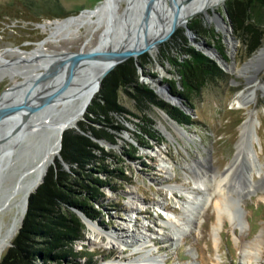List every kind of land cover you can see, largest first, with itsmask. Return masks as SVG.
<instances>
[{
  "label": "rangeland",
  "instance_id": "rangeland-1",
  "mask_svg": "<svg viewBox=\"0 0 264 264\" xmlns=\"http://www.w3.org/2000/svg\"><path fill=\"white\" fill-rule=\"evenodd\" d=\"M166 1L170 5L185 0ZM225 1L209 7L208 10L214 14L216 7V11L227 21ZM145 2V10H149L153 16L147 30L153 27L155 34L158 30V19L163 18L167 12L163 9L159 15L154 8L162 0ZM129 6L130 0H0V71L7 67L16 71L35 66L34 74L30 77L24 78L25 75L18 73L14 81L9 76L0 80V101L28 82L42 77L47 73L48 67L56 72L68 62L66 58L52 60L51 56L83 53L96 47L98 50L119 41L125 26L131 21L127 13L131 8ZM139 12L141 13L140 9ZM141 16L138 17L140 24L145 21L143 15ZM158 33L161 39L153 51L146 48L135 52L114 64L110 70L130 58L137 81L149 87L155 98L184 108L190 114L191 122L180 124L171 119L163 107L135 99L131 87L128 92H116L117 102L126 111H109L108 120L97 122H90L83 114L78 121L84 122L82 124L85 131L77 123L69 128L86 133L99 148L92 149L94 157L85 162L83 168L77 167L75 163L72 165L78 169L79 179L66 183L72 194L78 197L85 193V189L91 191L94 187L98 188L96 197L99 201L88 200L98 211V216L88 218L71 207L84 223L81 237L64 246L65 258L36 257L31 264H130L135 256L146 251L148 247L153 248L152 253L158 259V262L154 261L156 264H189L191 261L195 264H213L215 261L220 264H264V247L250 243L264 227V187H259L245 196L241 203L247 210L245 215L248 222V231L243 239H237L240 228L234 231L230 220L221 224L215 237L217 210L212 203L201 211L197 218L198 223L185 234L183 240L175 241L173 226L166 223L169 217L182 210L180 203L188 198L189 194L181 189V184H196V174L193 173L196 167L210 175L218 174L224 172L234 156L240 138V125L246 116L245 108L235 105L234 99L238 92L264 83L262 67L257 70L251 66L241 68L240 71L238 69L251 57L249 61H255L253 55L257 48L264 46V37L252 53H247L245 44L233 34L231 27L230 35L237 38L235 47L232 48V44L228 45L225 40L223 29L217 28L216 21H206L204 12L194 13L186 19L185 24L174 27L165 38V34ZM140 36L138 32L127 44ZM182 39L195 48L207 51L196 42L205 40L228 62L233 57L235 66L225 69V79L207 82L197 94L192 95L190 106L175 98L162 85H169V81L178 78L164 54L176 55L177 44ZM251 74L255 76L249 82L251 85H247ZM62 80L63 83L66 81ZM49 85L50 83L40 85L37 94L45 93ZM256 93V101L251 105L256 110L254 115L258 121L255 127L259 140L254 137L252 142L264 170V89L259 87ZM137 102L142 105L141 109L136 107ZM29 108L23 114L20 111L18 119L34 115L35 109L29 111ZM143 113L153 119L161 135L159 140H148V146L140 147L133 157H128L124 154L127 142H135L138 128L136 123ZM88 115L93 117L92 114ZM40 123L34 131L26 133L0 129V202L8 196L12 183L19 177L18 167L27 165L31 157L40 151L43 143L41 137L44 136L41 134L38 137L44 124L41 121ZM92 129H104L107 135L94 137ZM56 155L49 160L47 166L52 165L55 170L54 159L57 158L62 168L70 170L60 154ZM4 161L5 166L2 165ZM165 165L169 167V173L165 172ZM86 168L91 169L87 171ZM112 168L122 171L125 179L103 171ZM86 172L90 174L86 176ZM253 178L255 181L264 182V173L261 176L254 173ZM94 179L103 180L104 184L96 185ZM81 181H85L87 186H82ZM233 194L235 195L234 191ZM231 207L236 210L238 206L231 202ZM2 217L8 219V213H4ZM12 238L0 252V259L11 245ZM148 238L151 240L142 249L136 250L139 243ZM44 241V237L36 236L31 244L40 248L45 245ZM88 259L91 260L89 263Z\"/></svg>",
  "mask_w": 264,
  "mask_h": 264
},
{
  "label": "bare ground",
  "instance_id": "bare-ground-1",
  "mask_svg": "<svg viewBox=\"0 0 264 264\" xmlns=\"http://www.w3.org/2000/svg\"><path fill=\"white\" fill-rule=\"evenodd\" d=\"M111 1L119 2L120 0ZM222 1L185 0L168 5L166 0H162L154 8L159 15L163 9H165L167 14L163 18L159 16L160 18L158 19L159 21L157 20L156 26L158 30L156 28L157 31L154 34L155 29L153 27L147 30L148 24H151L150 21L153 16L149 10H145V0H130L129 7L131 8L127 10V13L131 21L129 25L125 26L124 34L122 33V38L120 37L121 39L119 41L110 43L106 47L98 50H96V47L83 53L51 56L50 59L52 58V60L66 58L68 62L61 69L56 70V72L52 67H48L47 73L42 77L28 82L0 101V129L5 128L7 131L26 133L28 131H34L41 124L40 121L44 123L43 128H40L42 132L38 136L40 137L41 134L44 135L41 137L43 143L41 144L40 151L31 157L27 165L21 166V168L18 167L17 173L19 177L12 183L8 196L0 202V252L18 231L22 218L26 214L25 206L27 196L40 183L47 170L49 160L58 153L61 147L63 131L67 127H72L77 123L84 114V108L97 92V83L102 71L116 61L123 51H135L147 45L148 49L150 48V51H153L161 39L158 32L165 34L175 22L180 25L194 13L204 12L206 21H216L217 28L223 29L224 37L228 45L232 44L233 46L234 42L232 43L228 25L222 18V15L216 11V7H214V14L208 10L209 7ZM138 8L141 10V13ZM141 15L145 18L142 24H140L138 19V17H142ZM138 28L143 30H138ZM138 32H140L141 36L128 45L127 42L133 39ZM153 34V37L147 39ZM124 35L127 36L124 37ZM102 46L104 45L102 44ZM205 50L210 53L205 51L211 57H213L212 55H217V57L213 58L220 60L221 54L216 49L205 48ZM259 52L264 53V46L259 48ZM249 60L246 66L255 65L254 60ZM34 67L29 66L16 71L14 69L9 70L7 69L8 67L2 68L0 71V80L9 76L14 81L16 80L14 78L15 75L18 73L25 75L24 78L30 77L34 74ZM234 67L233 64L232 66L228 65L227 68L232 69ZM62 79L66 81L63 83ZM43 83H50V85L47 87V91H44L45 93L38 95L37 88ZM259 87L264 89V83L248 87L246 90L238 92L234 99L235 105L245 108L246 116L240 125V138L237 142L234 156L227 164L224 172L210 175L207 171H202L201 168L196 167L193 172L196 174V184L188 186L183 183L181 184V189L188 192V198L184 203H180L182 210L173 214L174 217H169L166 221V223L173 226L175 241L183 240L185 234L194 228V224L198 223L197 218L201 211L211 203L217 210V221L214 225L215 237L219 233L221 224L225 220H230L231 227H233L234 231L240 228V234L237 235V239H243V235L247 233L248 222L245 215L247 210L242 207L241 203L245 196L254 192L259 187H264L263 181H255L253 178L254 173L260 176L264 173L262 163L258 159L257 151L252 142L254 137L259 140L255 127V123L258 121L256 115H254L256 110L251 105L256 101V90ZM32 106L35 107L34 115L18 119V114H21L20 111L23 114ZM2 163L5 166L6 161ZM163 167L165 172L169 173V167L167 165ZM231 202L238 206L236 210L231 207ZM4 213H8V219L6 220L2 217ZM150 240V238L148 240L143 239L136 250L142 249L144 244ZM250 243L260 244V246L264 247V227L257 234L254 241H250ZM152 251L153 248L148 247L146 251L135 256L130 264H156L154 261L158 262V259H155L156 255ZM189 264H195V262L191 261ZM213 264L220 263L215 261Z\"/></svg>",
  "mask_w": 264,
  "mask_h": 264
},
{
  "label": "trees",
  "instance_id": "trees-1",
  "mask_svg": "<svg viewBox=\"0 0 264 264\" xmlns=\"http://www.w3.org/2000/svg\"><path fill=\"white\" fill-rule=\"evenodd\" d=\"M225 9L233 34L245 44L246 52L252 53L264 37V28H262L264 0H226ZM177 50L176 55L164 54L178 75L176 80L169 81V88L171 92L180 96L182 103L190 106L189 100L192 95L197 94L207 82L225 79L227 73L201 50L188 44L185 39L178 42ZM129 87L133 88L135 99L149 101L163 107L168 116L180 124L191 122L190 114L183 108L155 98V94L149 87L137 81L135 68L130 58L119 63L101 79L100 86L87 105L84 116H87L89 121L97 122L108 120L109 111H126L117 102L116 92L117 90L128 92ZM141 106L137 102L136 107L141 109ZM88 114H92L93 117H89ZM138 119L135 142L128 141L124 151L128 157H133L140 147L148 146V140H159L161 135L155 127V122L148 115L143 113ZM82 123L84 122H77L78 126L85 131ZM89 126L92 125L89 124ZM92 134L94 137L101 138L106 133L104 129H92ZM93 148H99V146L86 133L73 128L63 131L58 154L68 163L70 170L62 168L57 158L54 159L55 170L52 165L48 166L42 181L28 195L26 214L11 240V245L1 257L0 264H31L32 259L36 257L52 256L58 259L66 257L64 246L79 239L84 227V223L70 208L78 209L88 218L98 216V211L88 201L89 199L99 201L96 197L98 188L93 186L91 191L85 189V193L78 197L72 194L71 188L66 183L79 179L78 169L72 165L75 163L77 167L83 168L85 162L93 159ZM86 169L89 171L91 168ZM103 171L125 179V175L119 169ZM85 174L88 176L90 173ZM94 182L96 185L104 184L103 180L94 179ZM80 184L87 186L85 181H81ZM106 184L112 186V184ZM36 236L45 238L43 247L37 248L31 244ZM87 261L89 263L91 260Z\"/></svg>",
  "mask_w": 264,
  "mask_h": 264
},
{
  "label": "water",
  "instance_id": "water-1",
  "mask_svg": "<svg viewBox=\"0 0 264 264\" xmlns=\"http://www.w3.org/2000/svg\"><path fill=\"white\" fill-rule=\"evenodd\" d=\"M222 18H223V16H222ZM225 18L227 19V21H226V23H227V25H228V29L230 30V28H231V22H230V19H229V16H228V14H227V12H225ZM224 19V18H223ZM225 20V19H224ZM185 22H186V20L185 21H183V23L182 24H185ZM178 24L175 22L172 26H170V28H169V30L165 33V35L163 36V38H165L166 36H168L169 35V33L171 32V30L174 28V27H176ZM231 37H232V39H233V46H232V48H234L235 47V43L237 42V38H235L233 35H231ZM162 38V39H163ZM197 43L198 44H200V45H202L203 47H205V48H212V49H214L215 50V47L212 45V44H208V43H206L205 42V40H199V41H197ZM150 46V45H149ZM146 48H148V45L147 46H143V47H141V48H139V49H137V50H135V51H132V50H127V51H123V52H121L120 53V57L119 58H117V60L116 61H114L111 65H109L108 67H106L105 69H104V71H102V73L100 74V77H99V80H98V83H97V87L99 88V86H100V83H101V79L105 76V74L112 68V66L114 65V64H116V63H118V62H120V61H122V60H124V59H126L129 55H131V54H133V53H135V52H139V51H143V50H145ZM197 48V47H196ZM260 48V47H259ZM259 48H257V52L254 54V55H256L254 58H255V65L253 64V66L251 65V67H252V69H254V70H257V69H259V68H263L264 69V53H261V52H259ZM198 49V48H197ZM200 50V49H199ZM204 54H206L211 60H213L220 68H222L224 71H226L225 69L228 67V65H233L234 64V59H233V57L231 58V60L228 62L227 61V59L224 57V56H222L221 55V57H220V60H217V59H215V58H213V57H211L209 54H207L205 51H203V50H201ZM253 55V56H254ZM91 57V56H90ZM248 62V60L247 61H245V62H243L242 63V65L240 66V68L238 69L239 71H240V69L241 68H247L248 66H246V63ZM71 70V69H70ZM254 74H251L250 75V77H249V79H247V85H250V81L254 78ZM162 85L168 90V91H170V93L175 97V98H177L178 100H181V98H180V96L179 95H177V94H174L173 92H171V90H170V88H169V85L168 84H165V83H162ZM35 107H30L29 108V111H31V110H33ZM86 108H87V106L84 108V111L86 110ZM184 109V108H183ZM170 117V116H169ZM171 118V117H170ZM172 119V118H171ZM175 121V120H174ZM68 128V127H67ZM66 128V129H67ZM41 181H42V179H41ZM40 181V182H41ZM37 187V186H36ZM32 192V191H31ZM30 192V193H31ZM29 193V194H30ZM28 194V195H29ZM27 201H28V196H27V200H26V206H25V211H26V209H27Z\"/></svg>",
  "mask_w": 264,
  "mask_h": 264
},
{
  "label": "flooded vegetation",
  "instance_id": "flooded-vegetation-1",
  "mask_svg": "<svg viewBox=\"0 0 264 264\" xmlns=\"http://www.w3.org/2000/svg\"><path fill=\"white\" fill-rule=\"evenodd\" d=\"M197 41H199V40H196V42H197ZM205 42H206V41H205ZM206 43H208V42H206ZM208 44H210V43H208ZM215 49H216V48H215Z\"/></svg>",
  "mask_w": 264,
  "mask_h": 264
}]
</instances>
